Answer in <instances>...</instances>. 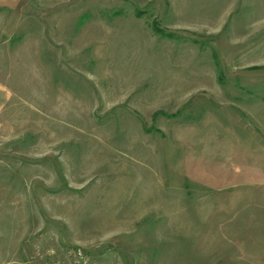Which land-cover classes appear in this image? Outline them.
Segmentation results:
<instances>
[{"label":"rangeland","instance_id":"rangeland-1","mask_svg":"<svg viewBox=\"0 0 264 264\" xmlns=\"http://www.w3.org/2000/svg\"><path fill=\"white\" fill-rule=\"evenodd\" d=\"M70 248L264 264V0L0 9V264Z\"/></svg>","mask_w":264,"mask_h":264},{"label":"built area","instance_id":"built-area-1","mask_svg":"<svg viewBox=\"0 0 264 264\" xmlns=\"http://www.w3.org/2000/svg\"><path fill=\"white\" fill-rule=\"evenodd\" d=\"M53 264H97L87 252L80 248H70L64 258L58 259Z\"/></svg>","mask_w":264,"mask_h":264},{"label":"crops","instance_id":"crops-1","mask_svg":"<svg viewBox=\"0 0 264 264\" xmlns=\"http://www.w3.org/2000/svg\"><path fill=\"white\" fill-rule=\"evenodd\" d=\"M21 1L22 0H0V9L14 10L15 8L19 7ZM196 148H197V146H196ZM225 149H226V147H225ZM226 155H228V154H226Z\"/></svg>","mask_w":264,"mask_h":264},{"label":"trees","instance_id":"trees-1","mask_svg":"<svg viewBox=\"0 0 264 264\" xmlns=\"http://www.w3.org/2000/svg\"><path fill=\"white\" fill-rule=\"evenodd\" d=\"M136 16H140L139 14H137ZM154 27H156L157 28V26L156 25H154ZM156 33H159L160 34V31L159 30H156ZM161 35V34H160ZM162 36V35H161ZM164 37H172L170 34H167V35H163ZM253 69H255V68H258V67H252Z\"/></svg>","mask_w":264,"mask_h":264}]
</instances>
